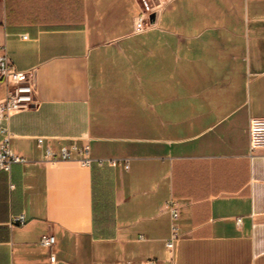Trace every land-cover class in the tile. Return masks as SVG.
<instances>
[{"label": "crops", "instance_id": "1", "mask_svg": "<svg viewBox=\"0 0 264 264\" xmlns=\"http://www.w3.org/2000/svg\"><path fill=\"white\" fill-rule=\"evenodd\" d=\"M2 46L39 105L8 120L28 162L0 170V264H264V0H0Z\"/></svg>", "mask_w": 264, "mask_h": 264}, {"label": "built area", "instance_id": "2", "mask_svg": "<svg viewBox=\"0 0 264 264\" xmlns=\"http://www.w3.org/2000/svg\"><path fill=\"white\" fill-rule=\"evenodd\" d=\"M151 12L141 11L134 21V32H141L149 28L152 23L150 20ZM26 38V35H23ZM0 53V83L6 87V92L0 100V170L10 171L14 164L27 163L28 160L15 154L10 147L12 133L8 127V120L11 115L19 111L28 110L37 107L39 102L35 95V80L30 72H20L10 63L5 47H1ZM249 133V150L255 152L264 149V117H252L248 125ZM37 143L43 147V155L46 159L51 160H69L78 157L84 164L95 162L98 165L127 167V163L120 159H91L88 156V148L85 145H78L73 142L68 147H63L58 153L44 146V139L38 138ZM167 210L170 214V233L165 242L166 253L171 256L175 243L179 240V226L177 223L179 212L175 203L170 199L167 202ZM13 222L20 225L24 224L23 214L13 218ZM40 245L51 248L55 244V238L51 234H44L39 239ZM142 264H157L153 260L142 262Z\"/></svg>", "mask_w": 264, "mask_h": 264}, {"label": "water", "instance_id": "3", "mask_svg": "<svg viewBox=\"0 0 264 264\" xmlns=\"http://www.w3.org/2000/svg\"><path fill=\"white\" fill-rule=\"evenodd\" d=\"M153 18H154V15L151 14V15H150V20L153 21Z\"/></svg>", "mask_w": 264, "mask_h": 264}]
</instances>
